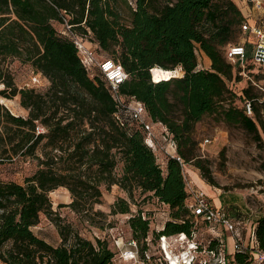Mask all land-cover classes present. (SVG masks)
Returning <instances> with one entry per match:
<instances>
[{
  "label": "trees",
  "instance_id": "trees-1",
  "mask_svg": "<svg viewBox=\"0 0 264 264\" xmlns=\"http://www.w3.org/2000/svg\"><path fill=\"white\" fill-rule=\"evenodd\" d=\"M245 18L234 0H0V97L18 95L27 111L15 115L0 102V164L35 161L22 183L0 180V263L114 264L115 251L106 239L93 242L62 224L49 197L59 187L69 192L67 206L94 225L93 207L112 185L130 201L137 192L166 206L167 218L155 229L145 210L131 211L129 200L117 198L111 205V214H129L130 238L147 264H152L146 256L150 242L198 231L176 157L166 156L162 169L141 127L117 108L101 75H89L73 40L54 21H66L121 64L127 74L119 86L123 102L140 101L150 122L176 142L175 155L185 163L193 159L201 177L213 184L194 154L192 134L203 116H218L264 140V96L248 82L233 88L241 77L223 50L240 42ZM196 47L209 59L208 68L198 66ZM12 59L29 63L49 85L41 91L19 88ZM177 67L181 76L173 71ZM243 98L250 100L252 116L245 113ZM42 215L56 225L58 245L33 232ZM254 235L264 251V215L255 221ZM209 240L212 247L216 240ZM247 257L236 252L232 262Z\"/></svg>",
  "mask_w": 264,
  "mask_h": 264
},
{
  "label": "rangeland",
  "instance_id": "rangeland-1",
  "mask_svg": "<svg viewBox=\"0 0 264 264\" xmlns=\"http://www.w3.org/2000/svg\"><path fill=\"white\" fill-rule=\"evenodd\" d=\"M234 1L239 8L245 7L246 4L251 5L250 1L247 0ZM130 2L134 4V0H130ZM54 25L58 30L65 31L64 23L54 21ZM83 41L96 51L97 56L108 58L107 53L104 51L99 52L96 49L90 37H84ZM236 41H238L237 37L233 42ZM195 52L198 66L207 67V62L209 61L207 56L199 48H196ZM252 54L253 50L248 47L246 56L251 57ZM9 67L19 88H35L41 91L49 85V81L43 75L35 72L29 63L12 59L9 61ZM242 85L245 86L246 82L242 81L235 84L233 88L238 89ZM260 94L264 96V92L260 91ZM0 102L15 115H27V111L19 104L18 95L11 99L0 97ZM152 125L161 146L155 152L157 162L164 169L166 160L164 149L166 148L170 151V148L166 147L167 141L164 136L162 137V127L157 124ZM192 135L196 141L195 158H200L203 161L214 183H209L201 177L200 171L193 164V159L186 162L184 166L183 172L187 180L192 185L202 188L215 206L224 207L223 204L220 205L213 202L214 199L220 196L221 199L222 197L226 199V202L237 201L243 209L248 211V214H252L248 219H252L253 222L264 215V140L258 141L240 125L228 124L218 118V116L211 115L203 116L195 124ZM204 139H208L205 144H203ZM34 169L35 161L15 160L13 162H5L0 164V180H13L22 183L24 176L31 174ZM49 197L52 202V208L57 213L62 224L71 225L81 236L93 242L95 238L107 240L109 246L115 251L114 264H147L128 245L130 234L127 218L129 214L110 213L111 205L117 198L129 200L132 212L137 209L145 210L149 214L151 228H160L167 218L166 206L160 204L154 198L142 199L137 192H134V198L130 201L127 193L117 185H112L109 191L103 190L101 202L94 205L91 217L95 223H98L97 225L89 223L81 213L75 212L67 206L71 199L69 192L64 187L51 191ZM186 202H189V197ZM97 211L101 212V214L96 213ZM98 225H101V227ZM249 227H251L249 224L246 228L244 227V234L247 235ZM32 230L37 236L53 245H58L60 242L56 225L44 215L41 216L40 223L34 226ZM221 232L226 235L223 231ZM197 238L202 245H206L211 235L202 225L198 226ZM183 240L186 241L185 239ZM223 240L226 243V240ZM227 242L231 245L229 238ZM164 246L168 251L167 255L161 247L160 240L153 243L150 242L147 258H150L152 264H172L171 260H174L180 254L179 250L187 247L185 242L181 243V241H171L169 239L164 243ZM126 251H130L131 258H124L123 255ZM225 264H233L228 256Z\"/></svg>",
  "mask_w": 264,
  "mask_h": 264
},
{
  "label": "built area",
  "instance_id": "built-area-1",
  "mask_svg": "<svg viewBox=\"0 0 264 264\" xmlns=\"http://www.w3.org/2000/svg\"><path fill=\"white\" fill-rule=\"evenodd\" d=\"M247 1H250L264 17V0ZM64 28V33L68 35L76 45L80 60L89 75H92L94 71H97L101 75L106 82L109 94L114 100L117 108L126 111L130 115L131 120L135 121L141 127L144 142L155 153L161 146L159 145L158 136H156L153 130V125L150 122L144 105L135 98H130L125 104L123 102V97L119 93V86L127 77L121 64L111 58H100L97 56L96 51L85 44L83 41L84 37L75 34L70 28V24L66 21L64 22ZM240 33L239 43H228L224 47L225 58L233 65L234 71H237L238 75H240L241 82H248L261 92H264V29L256 23H250V21L245 18L240 22ZM250 38H252V40H250ZM248 44L253 50L251 57L246 56ZM250 64L253 66L252 68L249 67ZM173 71L177 72V76L183 74L181 67H177ZM256 74H258L259 77L255 76ZM239 93L240 91L238 94ZM261 100H264V97H262L260 101ZM242 106L245 113L248 116H252V105L248 98H243ZM162 129V137L164 136V139L167 141L166 147L170 148V151L166 148L164 149L166 156L176 157L182 170H184L185 162L174 153L176 142L169 136L166 129ZM37 130L38 132L43 131L39 126ZM206 142H208V139H204L203 144ZM183 176L187 198L189 197L187 207L194 218L195 224L197 226L203 225L206 231L211 235V238H215L216 242L211 247L209 245L210 240L208 239L207 244L202 245L201 241L197 238L198 231L194 232L191 237H187L183 233L161 236L159 240L166 255L168 251L164 248V243H166L168 239L186 243L187 247L179 250L180 254L177 255L174 260H171V263L225 264L227 256L230 261H232L233 254L240 252L248 255L247 260L241 264H264V251L258 248L256 244L254 235L255 223L248 219V211L245 212V218H243L241 222L233 220L225 207L215 206L202 188L192 185L185 177L184 172ZM248 224L251 227H249L246 235L244 234V226L246 228ZM221 231L226 235H223ZM225 237H227V239L229 238L231 241L230 253L228 252V247L226 249L227 245L223 240ZM128 245L138 254L135 240L129 238ZM123 256L124 258L132 257L130 251L124 252Z\"/></svg>",
  "mask_w": 264,
  "mask_h": 264
},
{
  "label": "crops",
  "instance_id": "crops-1",
  "mask_svg": "<svg viewBox=\"0 0 264 264\" xmlns=\"http://www.w3.org/2000/svg\"><path fill=\"white\" fill-rule=\"evenodd\" d=\"M240 9H241L243 15L250 21V23H256V24H258L260 27H262L264 29V17L262 15V13L257 8H255L252 5V3H251L250 6L248 4H246L245 7H240ZM250 40H252V38H250ZM248 47L251 48V46H249V44L247 45V49H248ZM207 64H208V66L205 67V68H208L209 67L210 61H208ZM226 201L227 200L226 199H223V197L221 199L220 196L218 198H216V199L213 200V202L215 204H220V205L223 204L224 207L228 209L227 211L229 212V215H230V217L233 220L241 222V220L243 218H245V212H246V210L243 209L241 207V205L237 201H228V202H226ZM249 216L251 217L252 214H248V217ZM250 220L252 221V219H250ZM225 240H226V245H227L226 246V249L228 247V252L230 253L231 250H230V245L227 242V237H225Z\"/></svg>",
  "mask_w": 264,
  "mask_h": 264
},
{
  "label": "bare ground",
  "instance_id": "bare-ground-1",
  "mask_svg": "<svg viewBox=\"0 0 264 264\" xmlns=\"http://www.w3.org/2000/svg\"><path fill=\"white\" fill-rule=\"evenodd\" d=\"M156 72H157V74H159L160 73V70L159 69H156ZM175 74L177 75V72H175Z\"/></svg>",
  "mask_w": 264,
  "mask_h": 264
}]
</instances>
